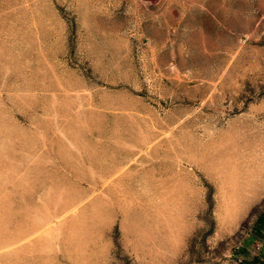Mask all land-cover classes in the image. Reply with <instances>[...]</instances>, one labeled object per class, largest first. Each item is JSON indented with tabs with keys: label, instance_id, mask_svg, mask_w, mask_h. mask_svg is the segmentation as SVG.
Segmentation results:
<instances>
[{
	"label": "rangeland",
	"instance_id": "rangeland-1",
	"mask_svg": "<svg viewBox=\"0 0 264 264\" xmlns=\"http://www.w3.org/2000/svg\"><path fill=\"white\" fill-rule=\"evenodd\" d=\"M0 264H264V0H0Z\"/></svg>",
	"mask_w": 264,
	"mask_h": 264
}]
</instances>
